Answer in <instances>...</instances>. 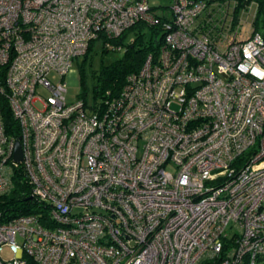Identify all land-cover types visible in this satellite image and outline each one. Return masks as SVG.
Instances as JSON below:
<instances>
[{
    "label": "built area",
    "instance_id": "built-area-1",
    "mask_svg": "<svg viewBox=\"0 0 264 264\" xmlns=\"http://www.w3.org/2000/svg\"><path fill=\"white\" fill-rule=\"evenodd\" d=\"M215 4L0 0V100L18 127L0 115V196L23 177L37 209L0 212V264L264 259V38ZM137 23L159 46L119 93L67 102L71 65Z\"/></svg>",
    "mask_w": 264,
    "mask_h": 264
},
{
    "label": "trees",
    "instance_id": "trees-1",
    "mask_svg": "<svg viewBox=\"0 0 264 264\" xmlns=\"http://www.w3.org/2000/svg\"><path fill=\"white\" fill-rule=\"evenodd\" d=\"M207 3L216 2L212 5L215 9L221 6H233V18L236 22L239 17V12L242 8L254 2L256 4L255 13L252 19V31L259 32L264 38V0H205ZM158 30L156 27H146L142 23H137L126 29L121 35L111 38L108 41L114 47H123L124 53L122 58L117 59L109 65L103 66L98 73L92 75L94 83L92 86L93 98L98 100L102 98L106 92L109 96H115L119 93L123 86L125 77L128 73L136 71L143 63L144 58L150 51H155L159 46V41H154V34ZM133 34L131 40L125 41L129 35ZM91 47V46H90ZM89 50V49H88ZM108 49H104L107 51ZM88 52V51H87ZM87 53L84 55V57ZM86 58L79 63L80 82L82 85V94L86 96L87 86L84 80L86 76L84 71V64ZM0 115L3 123V128L6 135L18 137V127L12 117L7 102L3 99L0 100ZM21 181H14L13 188L10 192L0 196V212L2 213V220H8L19 214L35 213L33 199L29 196L30 188L21 177Z\"/></svg>",
    "mask_w": 264,
    "mask_h": 264
},
{
    "label": "rangeland",
    "instance_id": "rangeland-1",
    "mask_svg": "<svg viewBox=\"0 0 264 264\" xmlns=\"http://www.w3.org/2000/svg\"><path fill=\"white\" fill-rule=\"evenodd\" d=\"M150 6H152L153 10L157 14H164L169 12V8L172 5V0H148ZM248 8H242L239 12V16L242 21V31L244 35H247L251 31L252 19L255 13L256 4L254 2L250 3ZM133 34L129 35V37L125 40H131ZM106 47L104 42L101 39L95 40L92 42L90 49L87 52V55L80 56L78 58L79 63L82 62L84 58H86V62L84 64L85 71V83L87 86V94L84 96L82 94V85L80 82V72H79V64L74 62L70 70L67 74L64 75L63 81L66 83V93L65 98L67 102H72L77 99H82L88 105H92L96 99L93 98L92 86L94 83L93 74L98 73L99 70L106 65H109L113 61L122 58L124 53V48L120 47ZM108 49L104 51V49ZM50 78L52 81L56 82L59 79V76L56 74H51ZM257 264H264V259L259 258Z\"/></svg>",
    "mask_w": 264,
    "mask_h": 264
},
{
    "label": "water",
    "instance_id": "water-1",
    "mask_svg": "<svg viewBox=\"0 0 264 264\" xmlns=\"http://www.w3.org/2000/svg\"><path fill=\"white\" fill-rule=\"evenodd\" d=\"M15 160L16 161L21 160V150H20V145L18 141L15 144Z\"/></svg>",
    "mask_w": 264,
    "mask_h": 264
}]
</instances>
